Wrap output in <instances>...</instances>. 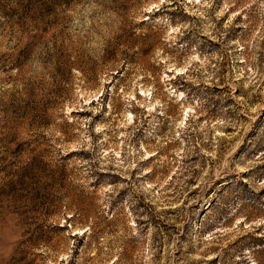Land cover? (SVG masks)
Returning a JSON list of instances; mask_svg holds the SVG:
<instances>
[{
	"label": "rangeland",
	"instance_id": "rangeland-1",
	"mask_svg": "<svg viewBox=\"0 0 264 264\" xmlns=\"http://www.w3.org/2000/svg\"><path fill=\"white\" fill-rule=\"evenodd\" d=\"M0 264H264V0H0Z\"/></svg>",
	"mask_w": 264,
	"mask_h": 264
}]
</instances>
